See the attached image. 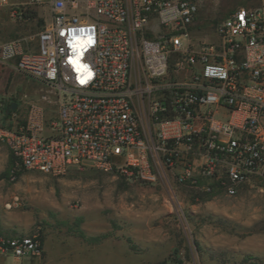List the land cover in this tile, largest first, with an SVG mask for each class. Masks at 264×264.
Instances as JSON below:
<instances>
[{"label": "built area", "instance_id": "obj_1", "mask_svg": "<svg viewBox=\"0 0 264 264\" xmlns=\"http://www.w3.org/2000/svg\"><path fill=\"white\" fill-rule=\"evenodd\" d=\"M205 1L26 0L11 9L17 20L48 13L36 50L25 39L0 40V65L12 63L45 91L39 101L21 98L22 125L19 110L0 98V142L17 171L116 170L129 181L164 177L189 187L211 181L229 197L250 180L264 184V0L232 10L213 41L193 37ZM73 37L92 38L79 61L86 71L70 63ZM43 253L40 228L0 236L10 264H37Z\"/></svg>", "mask_w": 264, "mask_h": 264}, {"label": "rangeland", "instance_id": "obj_2", "mask_svg": "<svg viewBox=\"0 0 264 264\" xmlns=\"http://www.w3.org/2000/svg\"><path fill=\"white\" fill-rule=\"evenodd\" d=\"M26 0H9L0 23L2 40L25 39L31 50L48 13L32 10L10 16ZM255 0H207L199 6L193 37L213 41V28L240 6ZM31 12V11H30ZM27 16V17H26ZM43 21V24L40 23ZM26 94L41 100L45 91L29 78ZM23 90V88H21ZM45 116L55 114L56 103ZM26 106L17 112L24 124ZM9 147L0 142V235H25L40 228L44 253L37 264H264V184L250 180L236 196L221 193L211 181L197 187L160 177L154 183L129 181L116 170L69 168L59 176L17 169ZM212 185L207 191L205 187ZM11 257L4 264L11 263Z\"/></svg>", "mask_w": 264, "mask_h": 264}, {"label": "crops", "instance_id": "obj_3", "mask_svg": "<svg viewBox=\"0 0 264 264\" xmlns=\"http://www.w3.org/2000/svg\"><path fill=\"white\" fill-rule=\"evenodd\" d=\"M4 13H5L4 9L0 8L1 22L3 20ZM0 40L7 41V40H2L1 38ZM24 79H25L24 76L18 74L13 69L12 63H9L8 65H0V98L2 99L4 106L10 107L13 103H15L16 104L15 110H19L20 108H22V105L20 104L21 98L24 95L25 96L29 95L26 94V92L28 91L27 85L25 86L23 85L25 82ZM21 88H23V90H21ZM6 258L8 257L0 254V264H4ZM84 264H113V261L111 258L107 259L105 257H102L100 259L90 258V259H86V262H84Z\"/></svg>", "mask_w": 264, "mask_h": 264}, {"label": "snow or ice", "instance_id": "obj_4", "mask_svg": "<svg viewBox=\"0 0 264 264\" xmlns=\"http://www.w3.org/2000/svg\"><path fill=\"white\" fill-rule=\"evenodd\" d=\"M81 31H83V30H81ZM92 42L93 41H92L91 37H88V39L86 41L82 40L79 37H73V42L70 44V46L76 52V56H75L74 59L70 60V63H72L76 67V70L78 72L87 70V66L80 64L79 61H80V59H81V57L83 55V52L86 50V48L88 46L91 45ZM87 75L90 76L91 73H88ZM86 78L85 79H81V83H85L86 82Z\"/></svg>", "mask_w": 264, "mask_h": 264}, {"label": "trees", "instance_id": "obj_5", "mask_svg": "<svg viewBox=\"0 0 264 264\" xmlns=\"http://www.w3.org/2000/svg\"><path fill=\"white\" fill-rule=\"evenodd\" d=\"M29 12V16H28V18H30V19H32V20H34L36 17H37V13L36 12H30V11H28ZM25 16V15H24ZM23 16V17H24ZM27 17V16H26ZM40 23L41 24H43V21H40ZM42 29V28H41ZM10 162H11V165H14V160H13V157L11 156V160H10ZM19 174H20V171H17V172H15V176L16 177H18L19 176ZM1 236V235H0ZM41 240H42V238H41Z\"/></svg>", "mask_w": 264, "mask_h": 264}, {"label": "water", "instance_id": "obj_6", "mask_svg": "<svg viewBox=\"0 0 264 264\" xmlns=\"http://www.w3.org/2000/svg\"><path fill=\"white\" fill-rule=\"evenodd\" d=\"M16 109V104L13 103L9 108L8 111H14Z\"/></svg>", "mask_w": 264, "mask_h": 264}]
</instances>
